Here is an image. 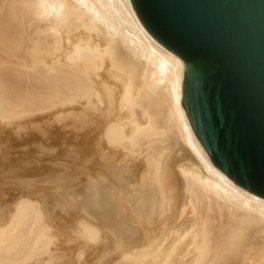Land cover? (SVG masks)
Masks as SVG:
<instances>
[{"label": "bare ground", "instance_id": "bare-ground-1", "mask_svg": "<svg viewBox=\"0 0 264 264\" xmlns=\"http://www.w3.org/2000/svg\"><path fill=\"white\" fill-rule=\"evenodd\" d=\"M0 1L3 21L22 32L21 69L39 74L43 100L90 141L87 201L72 231L84 244L76 243L75 260L101 240L102 253L108 243L120 252L115 264H264V199L213 164L181 104L184 62L147 35L130 0ZM156 97L166 101L189 162L170 160ZM23 199L0 223V264H16L9 256L21 253L23 228L34 264L51 254L49 244L58 247L38 207Z\"/></svg>", "mask_w": 264, "mask_h": 264}, {"label": "water", "instance_id": "water-1", "mask_svg": "<svg viewBox=\"0 0 264 264\" xmlns=\"http://www.w3.org/2000/svg\"><path fill=\"white\" fill-rule=\"evenodd\" d=\"M185 64L182 107L213 164L264 199V0H130Z\"/></svg>", "mask_w": 264, "mask_h": 264}, {"label": "rangeland", "instance_id": "rangeland-1", "mask_svg": "<svg viewBox=\"0 0 264 264\" xmlns=\"http://www.w3.org/2000/svg\"><path fill=\"white\" fill-rule=\"evenodd\" d=\"M0 16H3L0 19V223L5 224L9 220L10 213L12 214L14 211L15 205L25 198L26 200H23L28 201L35 209L38 207L37 211L40 210V214L46 219L51 230L54 231L55 241L58 243V247L49 244L53 250L52 255L46 254L45 259L43 258L40 264H83L84 262V264H115L120 259V252L114 251V245L108 243L106 244L107 251H104L105 254L102 253L104 249L102 250L101 245H99L102 244L101 240H99L100 243L94 242L90 245L91 248L84 253L85 256L82 257L81 262L79 261L80 263L73 258L74 252L78 250V247L81 248V245L76 244L81 241L78 240V235L72 234L77 232L75 225L79 216H82L79 210L87 201V196L85 197L88 195L86 189L87 176L92 168L89 157V152H91L90 141L84 132L75 129L72 120L68 118L69 121H66L67 118L60 116L64 119L61 120L62 118L60 119L58 116V109L43 100L41 86L39 88V74L37 77L36 72L21 69L23 67L21 59L24 44L21 29L18 30L11 23L7 25V22L3 21L7 17V13H1ZM5 99L12 102V105L10 102L9 105ZM162 99V97L155 98L153 111L156 119L164 124L168 130L169 141L165 142V146L169 158L171 160L176 155H185V159L189 162L190 155L185 154L188 147L183 144L177 128L172 123V126L169 125V114L166 112L168 111L167 103ZM3 101L4 104H2ZM13 103L16 107L13 106ZM19 106L23 108H19ZM34 109L36 110L34 111ZM17 114L22 116H17L18 119H16ZM55 114L59 119L53 117L56 116ZM9 115L15 118H10ZM26 115L28 117L25 118ZM193 156L195 157L194 154ZM64 179L66 181H63ZM89 209L96 214L100 213L95 211L93 207ZM2 215L3 217H1ZM225 228L227 231L229 230V228ZM38 229L40 230V228ZM74 230L75 232L72 233ZM22 232L23 235L18 243L20 246H17L19 249L17 251L21 253L14 256L10 255L9 260L16 262V264H21L23 261L25 264L26 261L27 264H31L33 260H30L28 256L31 253L32 243L30 241L32 240L30 236L28 237L27 228H23ZM68 238L70 239L69 242ZM74 238L77 239L74 240ZM72 240L75 242H71ZM83 244L82 242V246ZM0 255L4 257L6 253L0 252ZM27 257L31 262L26 259Z\"/></svg>", "mask_w": 264, "mask_h": 264}]
</instances>
